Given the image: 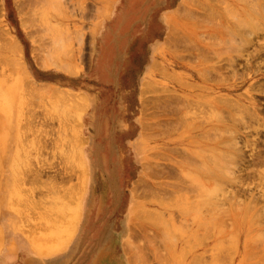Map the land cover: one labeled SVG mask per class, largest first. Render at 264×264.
<instances>
[{"label": "rangeland", "instance_id": "374dc122", "mask_svg": "<svg viewBox=\"0 0 264 264\" xmlns=\"http://www.w3.org/2000/svg\"><path fill=\"white\" fill-rule=\"evenodd\" d=\"M256 1L0 0V264H264V180L256 184L264 172V134L254 133L256 124L246 129L243 121L229 123L225 111L231 101L261 110L257 116L264 119V91L249 90L263 81L264 74L252 73L264 68L263 51L251 63L247 54L256 45L245 52L238 43L230 48L246 11L251 12L247 21L264 23ZM27 14L35 18L31 28L23 19ZM37 21L49 22L38 26ZM232 23L236 40L229 38ZM44 24L58 27L64 39ZM261 28L250 33H257L258 44L264 43ZM8 39L19 46L11 50ZM221 40H230L231 51ZM198 48L216 52L206 55ZM249 65L251 70L245 69ZM250 94L254 104L249 105ZM241 125L246 132L251 128V136ZM227 126L237 128L243 153L231 165L240 175L236 179L214 166L224 164L222 155L229 150L213 142L218 135L224 138ZM263 126L256 129L264 131ZM211 146L225 152L219 158ZM185 152L201 155L193 158L203 161L197 165L206 172L185 164ZM209 154H217L218 163L209 162ZM19 172L23 182L17 174V186L12 178ZM67 198L75 199L70 204ZM16 200L22 207L9 205Z\"/></svg>", "mask_w": 264, "mask_h": 264}, {"label": "bare ground", "instance_id": "6f19581e", "mask_svg": "<svg viewBox=\"0 0 264 264\" xmlns=\"http://www.w3.org/2000/svg\"><path fill=\"white\" fill-rule=\"evenodd\" d=\"M255 4H257V5H255ZM255 4H254L255 7H258V11L261 12V13L264 15V2H259V0H257V1L255 2ZM250 7H251V8H250L249 11H252V15L257 14V9H256L254 6H250ZM259 8H260V9H259ZM248 9H249V8H248ZM30 11H31V10H30ZM20 12H21V11H20ZM247 13H248V11L245 12V14L243 15V19L240 20V25L237 23V24L239 25L238 28L235 27V26H236L235 23H232V27L229 28V33H233V32H231V31L235 30V28H236V29H239V27L241 28V32H240V30H239V32H237V33H238V36L235 34V32L238 31V30H236V31L233 33V34H235L234 37L237 36V40H236V37L233 38V36H232L233 34L230 35V37H229V38H231V39H235V40H236V42H235L234 40H233V41H234V42H233L231 39H230L231 41L229 40L230 42H233L234 45L231 46L232 43H229V41H225V42H227L228 44H230V45H228V44L225 43L223 40H221L220 43L223 41V42L225 43V45H226V44H227V45L225 46V45L222 43V44H223L222 46L227 47V48H228L229 46H231L230 48H232V49H233V48L240 47L242 52H245V50H247L248 46H249V47H252V46H253L252 48H255V47L257 46V47H256L257 49H256V48L253 49V50H254L253 52L250 50L251 52H250V53L248 52L249 54L246 53V54L249 56L248 61L252 63L251 59H254L255 54L259 53L260 50L263 51V52H262V53H263L262 55H264V43H262V44H258L257 40H256V43H255V42H254V39H256V37H257V33H254V36H252V37H251V34H250V33H251L253 30H255V29H259L260 27L264 26V23L253 22V21H250L251 19H249V20L247 21V18L245 19L244 16H246V15H248V14L250 15L251 12L248 13V14H247ZM28 14H29V13H28ZM28 14H27V16L25 15L26 18H25V17H24V18L22 17V18L24 19V22H26V23H25V24H26V27H27L28 24H29L28 27H30V25L32 26V25L35 24V23H33V19H35V18H30V16H29L30 14H29V15H28ZM33 16H34V15H33ZM27 17H28V18H27ZM22 18H21V19H22ZM25 19H26L27 21H26ZM28 19H29V20H32V22H31L32 24L28 21ZM55 19H56V18H55ZM36 20H37V19H36ZM22 21H23V20H22ZM22 21H21V23H23ZM40 21H41V20H40ZM40 21H37V22H36V23H39L38 26L41 24ZM28 22H29V23H28ZM34 22H35V20H34ZM46 22H47V21H46ZM46 22H43V23L47 24L49 21H48L47 23H46ZM169 22H170V21H169ZM43 23L41 24V26L43 25ZM23 24H24V23H23ZM23 24H21V25L23 26ZM45 24H44V25H45ZM246 24H247L248 26H247ZM48 25H49V24H48ZM174 25H175V23H174ZM45 26H46V25H45ZM169 26H170V28H172L171 25H169ZM172 26H173V25H172ZM255 26H258V27L254 29ZM43 27H44V26H43ZM47 27H50V28H51L50 25H49V26H46V28H47ZM53 27H55V26H52L51 29H53ZM30 28H31V27H30ZM30 28H29V33H28V31H27L28 34H30V33H32V32L34 31V26H33V28H32V29H33L32 32H31ZM50 28H48V30H49ZM55 28H57V29H56V30L53 29L52 31L55 30V31L59 32V31H58V27H55ZM59 28H60V29H63V28H61V27H59ZM174 28H175V26H174ZM60 29H59V30H60ZM232 29H233V30H232ZM246 29H247V30H246ZM261 29H262V31H264V28H261ZM46 30H47V29H46ZM63 30H64V29H63ZM67 30H68V29H67ZM168 30H169V29H168ZM170 30H171V29H170ZM172 30H173V29H172ZM248 30H250V32H248ZM49 31H50V30H49ZM49 31H48V33H49ZM63 32H65V35H66V31L64 30ZM52 33H53L54 35L56 34L55 32H52ZM172 33H173V32H172ZM239 33H241V34H239ZM33 34H34V33H33ZM33 34H30V35L33 36ZM61 34H62V31H60L59 34H57V36H58V35H61ZM262 34H263V33H261V35H262ZM50 35L52 36L51 31H50ZM63 35H64V34H63ZM63 35H61V36H62V37H61L62 39H64V38H63V37H64ZM174 35H175V36L177 35V34H176V31H175V34H174ZM66 36H67V35H66ZM52 37L54 38V39H53V41H54V40L56 39V37H55V36H52ZM58 37H60V36H58ZM167 37H168V36H167ZM259 37H261V36L259 35ZM34 38H35V37H34ZM61 38H58V39L61 40V41H63ZM171 38H172V37H171ZM171 38H168V39H171ZM177 38H178V37H177ZM226 39H228V38L226 37ZM9 40H10V39H8L7 43H8V42L10 43ZM59 40H58V41H59ZM67 40H68V39H67ZM173 40H175V39H173ZM173 40H171V41L168 40V41L171 43ZM51 41H52V40H51ZM53 41H52V42H53ZM61 41H60V42H61ZM166 41H167V40H166ZM164 42H165V41H164ZM9 43H8V45H9V47L11 48V50H14V48H16L17 45H18L17 42H16L15 40H11V45H10ZM53 43H54V42H53ZM170 43H169V44H170ZM237 43L239 44V46L236 47L235 44H237ZM166 44H167V43H166ZM167 45H168V44H167ZM254 45H256V46L254 47ZM18 46H19V45H18ZM206 46H207V45H206ZM206 46H204V47H205V50H206ZM204 47H203V49H204ZM208 47H209V46H207V49H208ZM258 47H259V48H258ZM227 48L225 49V51L227 50ZM252 48H251V49H252ZM198 49H199L200 52H204V51H205V50H203V49H201V50H203V51H201L200 48H198ZM209 49H210V48H209ZM228 49H229V48H228ZM11 50H10V51H11ZM18 50H19V49H18ZM18 50H17V51H18ZM210 50H211V49H210ZM210 50H208L207 54H209V51H210ZM256 50H257V52H256ZM15 51H16V49H15ZM15 51H14V52H15ZM206 51H207V50H206ZM211 51H213V49H212ZM229 51H231V49H229ZM215 52H216V51H213V52H212L213 55L215 54ZM226 52H228V51H226ZM255 52H256V53H255ZM54 53H55V52H54ZM212 53L210 52V54H212ZM223 53H224V52H222L221 55H223ZM228 53H229V52H228ZM252 53H254V54H252ZM50 54H53V53H50ZM200 54H201V53H200ZM202 54H206V53L204 52V53H202ZM202 54H201V55H202ZM207 54H206V55H207ZM260 54H261V53H259L258 55H256V57H257V56L259 57ZM54 55H55V54L50 55V56H51V58H54V59H53V60H54V63H53V64L56 65V63H55L56 58H55ZM201 55H200V56H201ZM206 55H205V56L202 55V56H203L202 58H207L208 60H210V59H211V58L209 59L210 56H209V57H208V56L206 57ZM48 56H49V55H48ZM52 56H54V57H52ZM248 56H246V57H248ZM256 57H255V58H256ZM46 58H47V57H46ZM51 58H50V59H51ZM225 58H226V59H227V58L230 59L231 57H225ZM50 59H49V60H50ZM229 59H228V60H229ZM49 60H48V61H49ZM53 60H52V61H53ZM246 60H247V59H246ZM50 61H51V60H50ZM50 61H49V63H50ZM58 61H60V60L58 59L57 62H58ZM43 62H44V61H43ZM245 62H246V61H245ZM62 63H63V62H62ZM62 63H61V64H62ZM53 64H52V65H53ZM58 64H60V62H58ZM41 65H42V64H41ZM49 65H50V64H49ZM62 65H63V64H62ZM153 65H154V64H153ZM57 66H58V65H57ZM67 66H68V65H67ZM55 67H56V66H55ZM62 67H63V66H62ZM58 68H60V66H59ZM64 68H65V70L67 69L66 66L63 67V69H64ZM61 69H62V68H61ZM63 69H62V70H63ZM68 69H69V71H73L72 69H70V67H69ZM245 69H248V70L250 69V70H251V66L249 65V67H248V68L245 67ZM204 70H205V69H204ZM253 70H254V72H252L253 74H255V73H257V72H258L257 74H260V73L264 74V68H263V69H259V70H258V69H257V70H256V69H253ZM253 70H252V71H253ZM260 70H261L262 72H261ZM256 71H257V72H256ZM204 72H205V71H204ZM204 72H203V73H204ZM248 72H249V71H248ZM24 73H25V71H24L23 73L20 72V75L24 76V75H23ZM203 73H202L201 75L205 76L206 74H205V73L203 74ZM18 74H19V73H18ZM244 76H245V75H244ZM247 76H248V75H247ZM201 78H204V77H201ZM241 78H243V77H241ZM21 79H22V77H21ZM14 80H15V79H14ZM25 81L28 83L27 80H25ZM263 81H264V78H263ZM263 81H262L263 84H262V83H260V84H258V83H257V84H254V83L250 84V86H249V90H250V91H253V90H255V88L257 87L255 91L263 92V91H264V82H263ZM13 82H14V81H13ZM23 82H24V81H23ZM26 82H24V83H26ZM144 83H145V82H144ZM147 83H148V85H149V82H147ZM22 85H23V84H22ZM28 85H29V87H30V84H29V83H28ZM31 85H32V84H31ZM34 86H35V85H34ZM149 86H151V85H149ZM29 87L27 86V88H29ZM35 87L37 88V86H35ZM35 87H34V88H35ZM39 87H40V86H39ZM22 88H23V86H22ZM22 88H21V90H22ZM30 88H31V87H30ZM36 88H35V89H36ZM43 88H44V86H43ZM45 88H47V87H45ZM247 88H248V87H247ZM50 89H51V90H50ZM50 89H49V90H50V93L53 92V90H52L53 88H50ZM27 90L29 91V89H27ZM55 90H57V88H56ZM59 90H60V89H59ZM59 90H58V91H59ZM28 91H26V92L29 93ZM30 91H32V90H30ZM46 91H48V90H46ZM141 91H142V89H141ZM141 91H140V92H141ZM144 91H145V92H149V90L146 91L145 89H144ZM42 92H43V91H41V93H42ZM44 92H45V90H44ZM44 92H43V94H44ZM32 93H33V92H32ZM32 93H31V94H32ZM58 93H60V92H58ZM58 93H57V94H58ZM67 93H68V92H67ZM248 93H249V92H248ZM22 94H23V93H22ZM22 94H21V92H20V95H18V96L21 97ZM45 94H49V93H48V92H47V93L45 92ZM55 94H56V92H55ZM57 94H56V95H57ZM39 95H40V94H39ZM49 95H50V94H49ZM53 95H54V94H53ZM58 95H59V94H58ZM23 97H24V96H23ZM64 97H66V95H65L64 93H62V98H64ZM4 98H5V97H3L2 99H4ZM67 98H68V96L65 98V100H66ZM142 98H143V97H142ZM146 98L149 99L148 96H146ZM2 99H1V100H2ZM148 99H147V101H148ZM251 99H252V97H251V94H250L249 97H248L249 105H250V104H254V102H251ZM4 100H5V99H4ZM4 100H3V101H4ZM6 100H7V99H6ZM19 100H20V99H19ZM21 100H22V99H21ZM144 100H146V99H144ZM226 100H227V99H226ZM6 103H7V102H3L4 105H5ZM21 103L23 104V102H21ZM144 103H145V104H148L147 102L144 101V102H143V105H145ZM231 103H232V102L229 101V103H228L229 106H227V107L229 108V110H228V109H227L228 111L225 110V111H226V114H228V115H226V118H227V116H228L227 121L229 120V123L232 124V123H234V122L236 121V122H238V123H236V122H235V123L238 125V124H240V123H239L240 121H241V122L243 121L241 124H244L246 127H245L244 125H241V126H243V127H241L242 129H243L244 127H245L246 129H249L248 127H251V126L253 127L254 124H256V125H254V126H256V128H257L258 126H259V127H262V126H263L264 119H261L259 116H257L258 113L256 112V111H258L259 113H262L261 110L259 111V110H256V108H252V107H251V108H252V109H251L250 106H243V104H242V105H238V104H236V103H235V104H234V103L231 104ZM238 103H239V102H238ZM7 104H8V103H7ZM7 104H6V105H7ZM22 104H21V105H22ZM228 104H227V105H228ZM239 104H240V103H239ZM146 106H147V105H146ZM225 106H226V104H225ZM6 108H8V107L6 106ZM143 108H144V106H143ZM147 108H148V106L146 107V109H147ZM225 108H226V107H225ZM146 109H145V110H146ZM148 109H149V108H148ZM175 109H176V108H175ZM250 109H251V110H250ZM16 110H17V109H16ZM176 110H177V113H178V110H179V109H176ZM176 110H175V112H176ZM6 111H8V110H6ZM229 111L232 112V115H233V116H234L235 113H237V114L239 113V114H240V117H239V115H238V118H235V117H237V116H234V117H233L232 115H230V113H227V112H229ZM148 112H149V111H148ZM221 112H222V111H221ZM221 112H220L219 114L224 116V113H225L224 110H223V112H224L223 114H222ZM233 112H235V113L233 114ZM2 113H3V116H4L5 114H4L3 111H2ZM163 113H164V112L162 111V113H161V116H162V117H163V115H162ZM177 113H176V114H177ZM16 114H17V113H16ZM164 114L166 115V113H164ZM168 114H169V112H168ZM168 114H167V115H168ZM172 114H174V113H172ZM172 114H171V115H172ZM216 114H217V113H216ZM237 114H235V115H237ZM8 115H9V116H8ZM10 115H11V114H8V113H7L5 116H6L7 119H8V117H10ZM169 115H170V114H169ZM171 115H170V116H171ZM220 115H218V116H220ZM229 115H230V116H229ZM159 116H160V115H159ZM174 116H175V115H174ZM181 116L183 117V115H180V117H181ZM216 116H217V115H216ZM223 116H222V117H223ZM231 116H232V118H234L233 120L230 119ZM176 117H177V116H176ZM176 117H175V118H176ZM222 117H221V118L219 117L218 119L220 120V119H222ZM224 117H225V116H224ZM229 117H230V118H229ZM148 118H149V117H148ZM168 118H169V117H168ZM183 118H184V117H183ZM226 118H225V119H226ZM16 119H17V118H16ZM172 119H174L173 116H172ZM180 119H181V118H180ZM225 119L223 118L222 121H226ZM167 120H170V119H167ZM219 120H218V121H219ZM230 120L233 121V122H230ZM179 121H180V120H179V118L177 117V119H175V122H174V123L177 124V122H179ZM167 122H168V121H167ZM219 122H221V121H219ZM149 123H150V122H149ZM155 123L157 124L156 121H155ZM174 123H172V122L170 121L169 125H170V124L173 125ZM181 123H182V122H181ZM181 123H179V124L181 125ZM141 124H146V125H147V122H146V123H141ZM150 124H153V125H154V123H150ZM150 124H149V125H150ZM187 124H188V123H187ZM187 124H186V126H187ZM195 124H197V123H195ZM200 124H201V121H200ZM202 124H205V123H202ZM146 125H145V126H146ZM153 125H152V127H153ZM234 125H235V124H234ZM234 125H233V126H234ZM142 126H143V125H142ZM188 126H189V125H188ZM194 126H195V125H194ZM210 126H212V129H214V128H213V127H214L213 125H210ZM235 126H236V125H235ZM239 126H240V125H239ZM143 127H144V126H143ZM170 127H171V126H170ZM172 127L174 128V126H172ZM178 127H181V126H178ZM184 127H185V126H184ZM199 127H200V126H199ZM205 127H206V126H205ZM227 127H228V126H227ZM141 128H142V127H141ZM146 128H148V127H144V129H146ZM195 128H196V127H194V129H195ZM197 128H198V127H197ZM209 128L211 129V127H209ZM219 128H222V129H223V127H219ZM235 128H236V127H234L233 129H231L230 127H228V129H227V128H224L225 130L227 129V130H226V135H224V138H222V136H221V138H220V135H218L217 138H216V140L213 139V142H216V144L221 145V147H222V145L226 146L227 149H229L228 152H229V151H233V152H234V153H233V152H230V153H231V154H230V153H228V152L226 151L227 154H229L227 157H226L227 154H224L225 157H224V155H222L224 159L222 158V160H221V159H220V160H221V161L225 160V162H221V161H220V163H224V164H226L225 166H224V164L219 165V166L214 165L215 167H218V168H221L220 166H222L221 170H220V169H218V170L220 171V173H221L223 176H225L223 173H225L226 169H227V171H228V172H226V176H227V174L231 175V172H232L233 170H237V168H236L234 165H233L234 167H232L231 165H232L234 162L236 163V160H237L238 158H239L238 160H240L241 157H242V155H243V153H242V149H240L239 146L237 147L238 142H237V140L235 139V134H236L235 132H236V129H237V128H236V129H235ZM245 128H244V129H245ZM254 128H255V127H254ZM254 128H253L252 130L254 131V133H256V135H257V134H260V133H261V134H262V133L264 134V131H262V130H257L258 128H257V129H256V128L254 129ZM263 128H264V126H263ZM142 129H143V128H142ZM149 129H150V128H149ZM203 129H204V128H203ZM217 129H218V127H217ZM244 129H243V130H244ZM198 130H199V129H198ZM243 130H242V131H243ZM256 130H257V131H256ZM250 131H251V128H250ZM250 131H249V132H248V131L246 132V131L244 130L243 132H246V133H245V136L249 137V136H251V135H250V134H251ZM260 131H262V132H260ZM212 133H213V132H212ZM249 133H250V134H249ZM205 134H206V133H205ZM214 134L217 135L216 133H213L212 135H214ZM144 135H146V132H145V134L142 133V136H144ZM206 135H207V134H206ZM208 135H209V133H208ZM212 135H211V136H212ZM215 135H214V137H215ZM193 136H195V135H193ZM197 136L199 137V135H197ZM200 136H202L201 133H200ZM260 136H261V135H260ZM202 137H203V136H202ZM253 138H254V137H253ZM209 139H212V138H209ZM209 139L206 138V140H209ZM248 139H249V138H248ZM248 139H245V140L248 142ZM254 139H255V138H254ZM214 140H215V141H214ZM188 141L190 142V140H188ZM191 141H192V139H191ZM193 141H195V143L193 142V144H196V143L198 142V140H197V142H196V140H193ZM209 141H212V140H209ZM256 141H257V140H256ZM202 142L204 143V140H203ZM213 142H212V143H213ZM210 143H211V142H210ZM248 143H249L250 145H254L255 141H254L252 138H250V140H249ZM198 144H201V143H200V140H199ZM204 144H205V143H204ZM214 144H215V143H214ZM214 146H215V145H214ZM214 146H213V147L211 146V150L214 149ZM203 148H204V147H203ZM216 148H217V147H215L214 151H215V150H216V152L218 151V152H217L218 155H219V153L221 154V152H222V153L225 152L224 150H221V149H220L221 151L219 152V149L217 148V149H218V150H217ZM251 148H252V147H251ZM253 148H254V146H253ZM227 149H226V150H227ZM251 150L254 151V149H251ZM257 150H258V149H257ZM196 152H197V151H196ZM235 152H236L237 154H236ZM251 152H252V151H251ZM185 153L187 154V152H185ZM252 153H253V152H252ZM182 154H183V153H181V156L186 155V154H183V155H182ZM193 154H195V152H194ZM197 154H198V153H197ZM197 154H196V155H197ZM211 154H213V153H211ZM211 154H209L210 157L212 156ZM234 154H236V155H234ZM257 154H260V152H259V153L257 152ZM187 155H188V154H187ZM187 155H186L185 157L183 156V158H184V161H183V162H185V160H186V162H187L188 164H190V166L187 164L189 167H194V168H196L195 171H197V170H200V171L205 170V169H203V168H201V169H202V170H201V169H200V166L197 165V164H199V163H201V162H203V161L200 160V162H199V160L194 159L193 157H195L196 155L193 156V157H192L191 155H188V156H187ZM209 155H208V156H209ZM216 155H217V154H216ZM216 155H213L214 157L212 156V158H210V157H208V156H207V158H206V156H204V157H205V160L208 159V158H210V160L212 159L211 161H209V159H208L209 162H214V160H213V158H214V159L216 160V161L214 162V164H216V163H218L217 160L219 161V159H216V158H215ZM232 155H233V156H232ZM197 156L199 157V156H201V155L198 154ZM259 156H260V155H259ZM259 156H258L257 158H260V157H261V156H260V157H259ZM14 157H15V156H14ZM198 157H197V158H198ZM202 157H203V156H202ZM217 157H218V156H217ZM15 158H16V157H15ZM185 158H186V159H185ZM187 158H190L191 160H193V161L195 160V161H194V162L192 161V164H191V163H189V162L187 161ZM192 158H193V159H192ZM195 158H196V157H195ZM200 158H201V157H200ZM200 158H198V159H200ZM219 158H220V155H219ZM235 158H236V159H235ZM255 158H256V157H255ZM16 159H17V158H16ZM190 159H189V160H190ZM203 160H204V159H203ZM234 160H235V161H234ZM247 161H248V160H247ZM186 162H185V164H186ZM196 162H198V163H196ZM204 162H205V161H204ZM248 162L250 163L251 161H248ZM249 163H247L246 166L249 165ZM147 164H148V163H146L145 166H146ZM194 164H195V166H194ZM202 164H204V167H205L206 164H205V163H202ZM210 164H211V168H212V163H210ZM236 164H238V163H236ZM236 164H235V165H236ZM142 165H144V163H143ZM149 165H150V164H148L147 166H149ZM191 165H193V166H191ZM200 165H201V164H200ZM198 166H199V167H198ZM214 166H213V167H214ZM10 167L13 168L14 166L11 165ZM17 167H20V166L17 165V166H15L14 168H17ZM143 167H144V166H143ZM197 167H198V168H197ZM215 167H214V168H215ZM223 167H225V169H224ZM231 167H232V169H230ZM14 168H13V169H14ZM20 168H21V167H20ZM20 168H17V169H20ZM144 168L147 169L148 167H147V168L144 167ZM144 168H143V169H144ZM149 168H150V166H149ZM234 168H235V169H234ZM191 169H192V168H191ZM209 169H210V167H209ZM209 169L207 168V170H209ZM215 169H216L215 172L218 171L217 168H215ZM223 169H224L225 171H222ZM11 170H12V169H11ZM14 170H15V169H14ZM211 170H213V168L210 169V172H212ZM145 171H147V170H145ZM219 171H218V173H219ZM221 171H222V172H221ZM202 172H203V171H202ZM204 172H206V170H205ZM208 172H209V171H208ZM215 172H214V173H215ZM20 173H22V172L16 173L15 175L13 174V177L16 176V177H14L15 180H14V179L12 178V176H11L12 180L14 181V182H13L14 184H15L16 178H18V175H17V174L20 175V179H19V180H21V181L23 182V180L21 179V177H22L21 175H22V174H20ZM82 173H84V172H82ZM82 173H81V174H82ZM200 173H201V172H200ZM220 173H219V174H220ZM233 173H234V172H232V175H231L232 177H231V179L239 178L240 175H237V173H236V175H235V173H234V174H233ZM148 174L150 175V173H148ZM215 174H216V173H215ZM238 174H239V173H238ZM198 175H199V171H198ZM229 175H228V176H229ZM263 175H264V172H263V171H260V172L258 173V176H257L258 179H257V181H256V184H260L261 181L264 180V176H263ZM194 176H195V174H194ZM194 176H193V177H194ZM196 176H197V174H196ZM196 176H195L194 178H196ZM211 176H212V175H209V177H210L209 179H210V180H211ZM218 176H219V175H217V178L220 177V176H219V177H218ZM213 177H214V176H213ZM217 178H216V176H215V180H216ZM220 178H222V177H220ZM220 178H219V179H220ZM141 179H142V178H141ZM212 179H214V178H212ZM219 179H218L217 181H215V180H214V181H215V182H218V184H219V183H223V181H221L222 179L220 180V182H219ZM224 180H225V182L227 183L226 179H224ZM227 180H228V178H227ZM21 181H18V183H20ZM230 181H231V180H230ZM230 181L228 180V182H230ZM141 182H142L141 180H138V181L135 182V184H134V186H133V189L131 188V190L133 191V193H135V188H136V186H138ZM16 183H17V181H16ZM18 183L16 184L17 186H19ZM223 184H224V183H223ZM229 184H230V183H229ZM229 184L227 183V185H229ZM16 185H14V186H16ZM81 185H82V184H81ZM79 186H80V185H79ZM174 186H175V185H174ZM177 186H178V185H176L175 188H177ZM224 186H226V184H225ZM77 187H78V185H77ZM18 188H20V187H16V189L20 191L21 188H20V189H18ZM79 188H80V187H79ZM172 188H173V186H172ZM76 189H77V188H76ZM173 189H174V188H173ZM17 190H16V192H17ZM71 190H72V188H71ZM73 190H75V189H73ZM77 190H79V189H77ZM177 190H179V189H177ZM14 191H15V190H14ZM69 191H70V190H69ZM69 191H68V193H69ZM22 192H24V191H20L19 193L22 194ZM75 192H76V191H75ZM70 194H71V193H70ZM72 194H75V193H72ZM76 194H78V193L76 192ZM10 195H11V192H10ZM15 195H16V194H15ZM11 196H12V195H11ZM19 196H20V195H19ZM22 196H23V195H22ZM133 196H135V195H133ZM260 196H261V197H260ZM260 196H259V197L263 199V200H262V199H261V200L264 201V190L262 191V193L260 194ZM66 197H67V196H66ZM252 197H253V196H251V198H252ZM10 198H11V197H10ZM136 198H137V197H136ZM253 198H256V197H253ZM23 199H24V198H23ZM73 199H75V198H72V199H68V198H67L68 203L72 204L71 202H74V201H71V200H73ZM133 199H134V198H133ZM256 199H257V198H256ZM256 199H255V200H256ZM10 200H11V199H10ZM25 200L28 201L27 198H26ZM25 200H22V201H25ZM253 200H254V199H253ZM255 200H254V201H255ZM258 200H259V199H258ZM258 200H257V201H258ZM18 201H19V200H18ZM26 201L23 202V203H24V204L27 203ZM16 202H17V200H16ZM29 202H31V200H29ZM29 202H28V203H29ZM35 202H37V201L35 200ZM35 202H34V205H36ZM75 202H76V201H75ZM7 203L9 204V202H7ZM11 203H13V202H10L9 205H10V206H15V207H16V206H17V207H18V206L22 207V205H23L22 203H21L22 205H21V204L18 205V202H17L16 204L13 203V204H15V205H13V204H11ZM28 203H27V205H29V204L33 205L32 203H29V204H28ZM250 203H251V202H250ZM254 203H255V206L257 207L256 204H258V202L256 203V201H255ZM61 204H63V203H61ZM65 204H67V203L65 202ZM27 205H24L23 207H26ZM31 205H30V206H31ZM67 205H68V204H67ZM67 205H65V206H67ZM73 205H75V203H74ZM259 205H261V204L259 203ZM51 206L53 207V209H57V208H61V209H62V205H60V207H57V205H56L57 208L54 207L53 205H51ZM58 206H59V204H58ZM17 207H16V208H17ZM28 207H29V206H28ZM250 207H251V206H250ZM250 207H247V209L249 208L248 210L246 209V207H245V209H246L247 211H249V210H251L252 207H254V206L252 205V207H251V208H250ZM32 208H33V207H32ZM50 208H51V207H50ZM70 208H71V207H70ZM76 208H77V207L74 206L73 210H74V209L76 210ZM27 209H28V208H27ZM34 209H35V208L31 209V211H33ZM13 210H15V209H13ZM16 210H17V209H16ZM29 210H30V207H29ZM48 210H49V207H48ZM51 210H52V209H51ZM51 210H50V212H51ZM68 210H69V209H68ZM257 210H259V209L257 208ZM25 211H26V210H25ZM58 211H59V210H55V211H53V212H57V213H58ZM69 211H70V210H69ZM244 211H245V210H244ZM251 211H252V210H251ZM67 213H68V214H69V213L72 214L73 212H72V210H71L70 212H67ZM74 213H75V211H74ZM74 213H73V215H74ZM76 213H77V212H76ZM21 214H22V213H21ZM27 214H28V213H27ZM42 214H43V216H45V215H44L45 213H42ZM71 214H70V215H71ZM59 215H61L60 212H59ZM71 216H72V215H71ZM74 216H75V215H74ZM75 218H76V217H75ZM53 219H54V218H53ZM53 219H51V221H52ZM70 219H71V217H70ZM73 220H74V219H73ZM73 220H71V222H72ZM53 222H55V220L52 221V225H53ZM71 222H70V223H71ZM70 223H69V224H70ZM69 224H68V225H69ZM70 225L72 226V223H71ZM74 225H75V224H74ZM69 228H71V227H69ZM67 230H69V229H67ZM70 230H71V229H70ZM60 232H61V230H60ZM62 232H63V231H62ZM69 232H70V231H68V233H69ZM71 232H72V231H71ZM68 233H66V234H68ZM48 234H51V233L48 232L47 235H48ZM54 234H55V233H54ZM57 234H58V233H57ZM60 234H61V233H60ZM60 234H59V235H60ZM66 234H65V236H66ZM69 234H70V233H69ZM69 234H68V235H69ZM55 235H56V234H55ZM55 235H53V236H55ZM59 235H58V236H59ZM56 236H57V235H56ZM60 236H61V235H60ZM34 237H35V236H32V238H34ZM46 237H47V236H46ZM61 237H62V236H61ZM49 238H50V237H49ZM36 239H37V238H36ZM67 239H68V238H67ZM58 240H59V239H58ZM35 241L37 242L38 239H37V240L34 239V242H35ZM56 243H58V241H57ZM54 244H55V243H54ZM48 245H49V244H48ZM48 245H47V246H48ZM51 245H52V244H51ZM40 246H41V245H40ZM49 246H50V245H49ZM49 246H48V247H49ZM42 247H43V246H42ZM50 247H51V246H50ZM50 247H49V248H50ZM53 247H54V246H53ZM34 248H35V247H34ZM37 248H38V247H37ZM54 248H55V247H54ZM35 249H36V248H35ZM44 249H45V248H44ZM42 250H43V249H42ZM50 250H51V248H50ZM54 250H55V249H54ZM45 251H46V250H45ZM45 251H44V252H45ZM39 252H41V251L39 250ZM46 252H47V251H46ZM41 253H42V252H41Z\"/></svg>", "mask_w": 264, "mask_h": 264}, {"label": "crops", "instance_id": "0c3cea01", "mask_svg": "<svg viewBox=\"0 0 264 264\" xmlns=\"http://www.w3.org/2000/svg\"><path fill=\"white\" fill-rule=\"evenodd\" d=\"M109 1V0H108Z\"/></svg>", "mask_w": 264, "mask_h": 264}]
</instances>
